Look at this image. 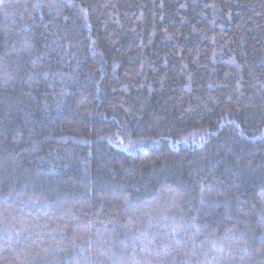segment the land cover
I'll return each instance as SVG.
<instances>
[{
	"label": "trees",
	"instance_id": "obj_1",
	"mask_svg": "<svg viewBox=\"0 0 264 264\" xmlns=\"http://www.w3.org/2000/svg\"><path fill=\"white\" fill-rule=\"evenodd\" d=\"M0 264H264V0H0Z\"/></svg>",
	"mask_w": 264,
	"mask_h": 264
}]
</instances>
